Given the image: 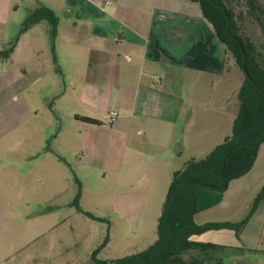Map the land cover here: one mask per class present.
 Returning <instances> with one entry per match:
<instances>
[{"label":"crops","instance_id":"0c3cea01","mask_svg":"<svg viewBox=\"0 0 264 264\" xmlns=\"http://www.w3.org/2000/svg\"><path fill=\"white\" fill-rule=\"evenodd\" d=\"M33 2L35 8L43 5L60 16L53 44L57 62L44 22L21 35L7 59L0 58V152L33 163L27 170H16L15 181L54 188L57 175L65 173L56 162V152L45 144L52 132L51 99L61 103L71 92L75 97L67 110L85 127L86 157L91 153L89 136L104 132L98 146L93 145L103 152L102 170L114 175L115 183L133 179L144 165L141 158L151 154L158 168L150 160L146 166L153 167L158 177L169 172L170 163L176 161L174 146L183 140L178 127L187 118L181 90L166 91L168 78L181 71L222 75L228 60L199 6L192 0H111V5L107 0ZM15 9L11 0H0V52L13 43L16 33L7 31ZM111 111L118 118L107 125ZM128 152L133 155L126 163ZM222 231L228 230L217 232ZM259 236L263 250L258 251L259 245L257 252L262 253L264 221ZM193 238L222 252L235 249Z\"/></svg>","mask_w":264,"mask_h":264},{"label":"rangeland","instance_id":"374dc122","mask_svg":"<svg viewBox=\"0 0 264 264\" xmlns=\"http://www.w3.org/2000/svg\"><path fill=\"white\" fill-rule=\"evenodd\" d=\"M11 2L18 11L11 16L7 31L16 33L13 42L35 4L33 0ZM231 6L240 16L241 35L263 49L264 32L246 15L244 0H233ZM57 18L59 21L60 16ZM43 26L48 28L46 22ZM48 41L51 47L49 34ZM243 81L244 75L231 57L222 75L181 71L169 77L166 91L181 90L186 103L187 119L178 127V136L183 140L174 146L176 161L170 163L169 172L158 177L153 167L151 170L146 166L147 160L157 164L152 154L141 158L144 165L125 184L115 183V176L102 170L103 152L96 146L104 132L87 138L91 153L86 157L85 127L76 123L67 110L75 94L68 93L61 103L51 99L52 132L45 148L56 152V162L65 173L57 175L54 188L34 186L29 181L18 184L16 170H27L33 163H22L17 157L0 152V264H95L93 253L95 261L110 263L146 251L157 239L158 219L173 172L191 159H205L231 135L240 109L238 93ZM131 155L128 152L124 157L126 163ZM154 167L158 168V164ZM263 187L264 144L252 170L228 185L221 203L194 217L196 225L245 222L239 236L228 230L193 238L235 247L231 252L208 253L204 264H264V252H257L263 250L259 235L264 221V193L258 200ZM192 256L184 257L186 264H191Z\"/></svg>","mask_w":264,"mask_h":264},{"label":"trees","instance_id":"16d2710c","mask_svg":"<svg viewBox=\"0 0 264 264\" xmlns=\"http://www.w3.org/2000/svg\"><path fill=\"white\" fill-rule=\"evenodd\" d=\"M192 1L199 6L202 18L211 25L218 42L224 47L226 59L231 57L244 75L238 93L240 109L231 135L205 159H191L172 174L158 219L157 239L146 251L110 263L95 261L93 253L91 257L95 264H186L184 257L193 254L196 256L191 257V264H204L206 255L221 251L220 247L194 242L193 237L221 230H231L239 236L245 226V222L196 225L194 217L221 203L228 185L252 170L259 148L264 144V48L259 49L249 38L241 35L240 16L231 6L233 0ZM244 7L246 15L264 32V0H244ZM42 22L48 25L53 61L56 63L53 44L59 21L55 13L43 5H37L28 12L11 47L0 52V58L7 59L18 37ZM56 73L61 77L58 67ZM79 119L97 124L87 118ZM263 193L264 189L258 200ZM208 260L210 262L211 258Z\"/></svg>","mask_w":264,"mask_h":264},{"label":"built area","instance_id":"2783aa9c","mask_svg":"<svg viewBox=\"0 0 264 264\" xmlns=\"http://www.w3.org/2000/svg\"><path fill=\"white\" fill-rule=\"evenodd\" d=\"M106 4L111 5L112 4L111 0H107ZM117 118H118V113L116 111L109 112L107 125H113L116 122Z\"/></svg>","mask_w":264,"mask_h":264},{"label":"water","instance_id":"95a60500","mask_svg":"<svg viewBox=\"0 0 264 264\" xmlns=\"http://www.w3.org/2000/svg\"><path fill=\"white\" fill-rule=\"evenodd\" d=\"M243 70H244V72H245V66H243Z\"/></svg>","mask_w":264,"mask_h":264}]
</instances>
